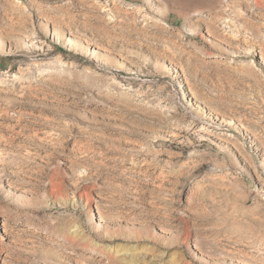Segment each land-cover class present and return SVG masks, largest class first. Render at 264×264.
I'll use <instances>...</instances> for the list:
<instances>
[{
	"label": "rangeland",
	"instance_id": "374dc122",
	"mask_svg": "<svg viewBox=\"0 0 264 264\" xmlns=\"http://www.w3.org/2000/svg\"><path fill=\"white\" fill-rule=\"evenodd\" d=\"M0 154V264H264V0H0Z\"/></svg>",
	"mask_w": 264,
	"mask_h": 264
},
{
	"label": "bare ground",
	"instance_id": "6f19581e",
	"mask_svg": "<svg viewBox=\"0 0 264 264\" xmlns=\"http://www.w3.org/2000/svg\"><path fill=\"white\" fill-rule=\"evenodd\" d=\"M238 29H239V28H238ZM236 34H237V33H236ZM29 41H30V40H29ZM245 43H246V42H245ZM261 53H262V52H261ZM261 53H260V55H261ZM261 57H262V55H261ZM261 57H260V58H261ZM262 60H263V59H262ZM0 155H1V154H0Z\"/></svg>",
	"mask_w": 264,
	"mask_h": 264
}]
</instances>
